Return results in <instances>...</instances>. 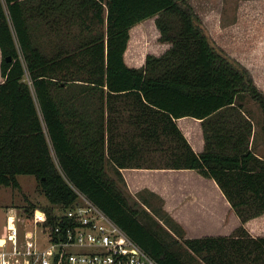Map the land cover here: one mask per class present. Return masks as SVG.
Wrapping results in <instances>:
<instances>
[{
    "label": "trees",
    "instance_id": "16d2710c",
    "mask_svg": "<svg viewBox=\"0 0 264 264\" xmlns=\"http://www.w3.org/2000/svg\"><path fill=\"white\" fill-rule=\"evenodd\" d=\"M153 14L172 44L129 64L130 27ZM197 17L192 0H0V183L20 186L19 172L34 173L50 214L78 186L161 264H264V234L243 222L233 234L186 236L162 197L126 190L121 166L196 167L242 221L264 211V157L250 146L243 102L250 94L264 112V90ZM188 113L203 118V150L178 124Z\"/></svg>",
    "mask_w": 264,
    "mask_h": 264
},
{
    "label": "crops",
    "instance_id": "0c3cea01",
    "mask_svg": "<svg viewBox=\"0 0 264 264\" xmlns=\"http://www.w3.org/2000/svg\"><path fill=\"white\" fill-rule=\"evenodd\" d=\"M219 13L216 9V17L206 16L205 19L210 20L206 22L209 21L211 29H215L222 40L228 38L223 32L226 26H230L231 53L250 68L255 82L264 89V0H237L232 8V16L228 19H220ZM151 16L130 27V36L124 51L125 60L129 64L140 65L145 61L146 54L142 53L143 50L138 51L135 43L133 44L131 31L136 25V28L144 27V23ZM158 33L160 36V28ZM40 39H48L43 22L40 25ZM164 42L165 49L172 44L171 40ZM2 78L0 69V80ZM243 100L244 107L253 120L250 146L258 155L264 157V116L253 108L250 98ZM177 121L192 146L197 151L203 150L206 146L203 118L188 113L179 115ZM121 169L132 190L145 189L142 192L147 199H150L152 193L161 195L163 206L181 223L186 236L233 234L238 231L242 222L250 234H264V211L242 221L217 179L196 167L121 166Z\"/></svg>",
    "mask_w": 264,
    "mask_h": 264
},
{
    "label": "built area",
    "instance_id": "2783aa9c",
    "mask_svg": "<svg viewBox=\"0 0 264 264\" xmlns=\"http://www.w3.org/2000/svg\"><path fill=\"white\" fill-rule=\"evenodd\" d=\"M54 204L52 214L35 204L6 214L0 264H161L85 191ZM3 239V240H2Z\"/></svg>",
    "mask_w": 264,
    "mask_h": 264
},
{
    "label": "rangeland",
    "instance_id": "374dc122",
    "mask_svg": "<svg viewBox=\"0 0 264 264\" xmlns=\"http://www.w3.org/2000/svg\"><path fill=\"white\" fill-rule=\"evenodd\" d=\"M192 1L195 4V8L198 13L197 19L200 20L202 26L206 30H208L210 39L224 52H226L227 54L231 55L232 57L240 61L242 64H244L240 59H238L236 56H234L231 53L232 42L230 41V26H226L225 31L223 32L224 36L228 38H226V40L225 39L222 40V38L219 39V35L214 31L215 29H211L212 25L209 26L208 23L210 20L205 19L206 16H208L209 18H211V16L216 17L215 15L216 9L220 12L219 13L220 19L230 18L232 16L231 15L232 8L235 7L237 0H192ZM221 4H223V7H221ZM207 20H209L208 23L206 22ZM136 27H134L131 31L132 40L133 39L141 40V43L143 45L142 53L146 54L148 51L160 53L165 49V42L163 39L160 38L158 33L159 28L156 23V14H153L147 20V22L144 23V27L143 26H140L138 28ZM1 58H2V53L0 51V61ZM26 78L32 82V79L28 73H26ZM247 97L252 100L253 108L257 110L259 113H262V115L264 116L263 108L260 105V103L257 100H255L250 94H248ZM258 129L261 130L259 126ZM107 169L110 173L117 175L115 167L113 163H111L110 161H107ZM18 177L21 183L20 186H13L11 184L0 183V234L7 232L6 214L9 210H12L13 208L16 207L14 205H17L18 208H20L30 201L40 205H46L49 203V200L40 185L39 179L34 173L19 172ZM126 190H128V192L132 197L139 198L140 200L143 199V195L145 194L144 192H142V190L145 189L134 191L131 188H129L128 183ZM149 198L151 202L155 204H159L161 202V195L157 192L154 194L152 193ZM199 263L206 264L202 262Z\"/></svg>",
    "mask_w": 264,
    "mask_h": 264
},
{
    "label": "water",
    "instance_id": "95a60500",
    "mask_svg": "<svg viewBox=\"0 0 264 264\" xmlns=\"http://www.w3.org/2000/svg\"><path fill=\"white\" fill-rule=\"evenodd\" d=\"M7 57H8V58H10V57H11V55H10V54H8V55H7Z\"/></svg>",
    "mask_w": 264,
    "mask_h": 264
},
{
    "label": "bare ground",
    "instance_id": "6f19581e",
    "mask_svg": "<svg viewBox=\"0 0 264 264\" xmlns=\"http://www.w3.org/2000/svg\"><path fill=\"white\" fill-rule=\"evenodd\" d=\"M3 240V239H2Z\"/></svg>",
    "mask_w": 264,
    "mask_h": 264
}]
</instances>
